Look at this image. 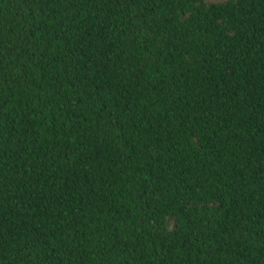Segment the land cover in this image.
Masks as SVG:
<instances>
[{
    "label": "trees",
    "instance_id": "16d2710c",
    "mask_svg": "<svg viewBox=\"0 0 264 264\" xmlns=\"http://www.w3.org/2000/svg\"><path fill=\"white\" fill-rule=\"evenodd\" d=\"M0 264H264V0H0Z\"/></svg>",
    "mask_w": 264,
    "mask_h": 264
}]
</instances>
